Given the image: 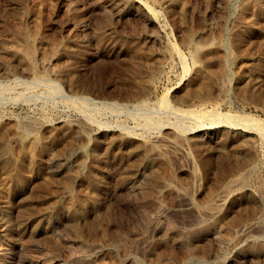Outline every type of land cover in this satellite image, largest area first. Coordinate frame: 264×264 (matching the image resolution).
I'll return each instance as SVG.
<instances>
[{
    "label": "rangeland",
    "instance_id": "rangeland-1",
    "mask_svg": "<svg viewBox=\"0 0 264 264\" xmlns=\"http://www.w3.org/2000/svg\"><path fill=\"white\" fill-rule=\"evenodd\" d=\"M262 124L264 0H0V264H264Z\"/></svg>",
    "mask_w": 264,
    "mask_h": 264
},
{
    "label": "bare ground",
    "instance_id": "bare-ground-1",
    "mask_svg": "<svg viewBox=\"0 0 264 264\" xmlns=\"http://www.w3.org/2000/svg\"><path fill=\"white\" fill-rule=\"evenodd\" d=\"M225 6V5H224ZM112 7H113V5H112ZM115 13V12H114ZM101 19V18H100ZM99 21V20H98ZM100 22V21H99ZM102 22H103V20H102ZM99 25V24H98ZM108 26V25H107ZM211 37V36H210ZM205 38H207V37H205ZM221 40V39H220ZM222 41V40H221ZM192 42H194V41H192L191 39L189 40V46L190 45H192V46H190L191 48H192V55H194V57H195V55H196V53H197V49H198V45L196 46V44L195 43H192ZM204 42V44L202 45V49L203 50H207L208 49V46H209V44H208V42H205V41H203ZM197 43V42H196ZM213 43V42H212ZM211 43V44H212ZM222 43V42H221ZM224 43V42H223ZM225 44V43H224ZM223 46H225V45H223ZM187 47H188V45H187ZM189 48V47H188ZM17 50H19V49H17ZM83 50V49H82ZM240 50V49H239ZM22 51V50H21ZM32 51V50H31ZM19 52H20V50H19ZM243 52V51H242ZM245 52V51H244ZM193 57V56H192ZM31 58V57H30ZM20 60V59H19ZM19 62V61H18ZM22 62V61H21ZM18 65V64H17ZM11 67V66H10ZM23 68V67H22ZM24 69H26V68H24ZM29 71V70H28ZM27 73V72H26ZM43 78V77H42ZM46 78V77H45ZM249 79V78H248ZM219 81V80H218ZM68 82V81H67ZM200 82V81H199ZM71 83V82H70ZM137 83V82H136ZM220 83V82H219ZM246 83V82H245ZM198 84V83H197ZM221 84V83H220ZM27 87V86H26ZM135 91V90H134ZM131 92V91H130ZM201 92V91H200ZM133 93V92H132ZM202 93V92H201ZM204 94V93H203ZM250 94H251V92H250ZM162 101H163V99H161ZM143 101V100H142ZM166 101V100H165ZM167 103V102H166ZM164 104V103H163ZM141 106H143V105H141ZM139 107H140V104H139ZM186 111V110H185ZM202 112V111H201ZM182 113V112H181ZM188 113V112H187ZM190 113V112H189ZM203 114V113H202ZM201 114V115H202ZM206 114V113H205ZM204 114V115H205ZM189 114H187L186 116H188ZM203 115V116H204ZM209 115V114H208ZM206 116V115H205ZM206 117H208V116H206ZM25 120V119H24ZM84 120V119H83ZM245 120V119H244ZM70 121V120H69ZM68 121V122H69ZM78 121V120H77ZM77 121H75V122H77ZM250 121V120H249ZM16 122H17V120H16ZM26 122H27V120H26ZM30 122V121H29ZM35 122V121H34ZM37 122V121H36ZM74 122V123H75ZM242 122V121H241ZM24 124H25V122H23ZM240 123V122H239ZM262 123V122H261ZM16 124V123H15ZM80 124V123H79ZM257 124H258V122H257ZM29 125V124H28ZM36 125V124H35ZM32 126V125H31ZM262 127H264V124H262L261 125ZM2 127V126H1ZM17 127V126H16ZM35 127V126H34ZM153 127V126H152ZM31 128H33V127H31ZM30 127H28V126H26V125H19L18 127H17V133L15 134L14 132H12V133H14V134H12L13 136H12V140H14V142L18 145V148H17V152H16V155H17V162H19L20 163V165H23L24 163H32V162H34V161H36L37 159H38V157H40L41 155H43L42 153V151H45V149H46V144H45V142L44 141H42V140H40L39 138H36L33 134H32V129H31ZM37 128V127H36ZM156 128V127H155ZM13 129V128H12ZM11 129V130H12ZM83 129H84V127H83ZM7 130V129H6ZM262 130H263V128H262ZM9 131H10V129H9ZM13 131V130H12ZM77 133V132H76ZM80 133H81V130H80ZM48 136V135H47ZM11 136H9V138H10ZM150 140V139H149ZM248 140V139H247ZM2 141H4V139L3 140H1L0 141V157L2 158V157H6V155H8V153L10 152L9 151V149L11 148H9L8 146L9 145H7V142L5 141V142H2ZM197 141H198V139H197ZM13 142V141H12ZM150 145L149 146H147L146 147V151H148V150H150V149H152L153 147V143H149ZM152 145V146H151ZM233 146V145H232ZM105 147V146H104ZM248 147V146H247ZM131 148V147H130ZM136 148V147H135ZM249 148V147H248ZM251 148V147H250ZM148 149V150H147ZM12 150V149H11ZM85 150H86V147L82 144V145H77V146H74V147H70L69 149H67L66 151H65V155H67V156H69V157H82V155H83V153L85 152ZM222 150V149H221ZM47 151V150H46ZM45 151V153H47ZM56 151V150H55ZM93 151V150H92ZM227 151V150H226ZM13 152V151H12ZM63 153H64V151H63ZM102 153V152H101ZM153 153H155V152H153ZM15 154V153H14ZM49 154V153H48ZM91 154V153H90ZM46 155V154H45ZM141 155V154H140ZM160 155V154H159ZM15 156V155H14ZM54 156V155H53ZM53 156H51V155H49V156H46L47 157V161H45L44 163H43V165H44V167L46 168V169H50L51 167H53L54 166V163H57V161L60 159V157H61V154H57V155H55L54 157ZM238 156V155H237ZM9 157V156H8ZM7 157V158H8ZM156 157V156H155ZM160 157H161V155H160ZM237 158V157H236ZM235 158V159H236ZM241 158V157H240ZM245 158V157H244ZM230 159V158H229ZM249 159H251V158H249ZM248 159V160H249ZM246 162H247V160H246ZM252 162H254V161H252ZM76 163V162H75ZM249 163V162H248ZM247 163V164H248ZM240 164V163H239ZM13 165V164H12ZM241 165V164H240ZM244 165V164H243ZM83 166V165H82ZM125 166V165H124ZM233 166V165H232ZM254 166V165H253ZM224 167V166H223ZM244 167V166H243ZM252 167V166H251ZM233 168V167H232ZM242 168V167H241ZM256 168V167H255ZM11 169V168H10ZM234 169V168H233ZM236 169V168H235ZM249 169V168H248ZM79 170V169H78ZM245 170H247V169H245ZM1 171V170H0ZM150 171V170H149ZM236 171H237V169H236ZM146 173V172H145ZM144 173V174H145ZM248 173V172H247ZM247 173H245V174H247ZM242 174H243V172H242ZM160 175V174H159ZM246 176V175H245ZM152 177V176H151ZM163 178V177H162ZM237 178V177H236ZM240 179L239 180H237V182H239V181H241L242 183L245 181V178L247 179V176L246 177H239ZM167 179V178H166ZM162 180V179H161ZM62 181V180H61ZM151 181V180H150ZM247 181V180H246ZM136 182H138V181H136ZM158 182V181H157ZM235 182V181H234ZM233 182V183H234ZM236 182V183H237ZM65 183V182H64ZM154 183V182H153ZM227 183V182H226ZM232 183V184H233ZM156 184V183H155ZM64 185V184H63ZM131 185V184H130ZM156 185H158V184H156ZM168 185V184H167ZM223 185H224V183H223ZM226 185V184H225ZM157 187V186H156ZM158 188V187H157ZM223 188V187H222ZM234 188V187H233ZM161 189V188H160ZM226 190V189H225ZM224 191V190H223ZM231 191V190H230ZM147 193V192H146ZM151 194V193H150ZM151 197H152V195H150ZM210 196V195H209ZM147 198V197H146ZM161 198V197H160ZM212 198V197H211ZM210 198V199H211ZM158 200V199H157ZM187 206L189 207V209L191 208H193V205H192V203H188L187 204ZM253 209V208H252ZM201 211V210H200ZM161 213V212H160ZM184 213H185V211H184ZM194 213H195V216H196V218L198 219V222H202V220L200 221V218H201V214H202V212L200 213L198 210H196V209H194ZM205 213V214H204ZM215 212L213 211V209L212 210H209V211H206V212H203V214L202 215H205V219L203 220V222H206V224H207V228H210V227H213V228H216L217 226H216V221H215V219H214V217H213V214H214ZM24 214V213H23ZM158 215V214H157ZM10 216V215H9ZM149 216V215H148ZM18 217V216H17ZM114 217V216H113ZM150 218H152V217H150ZM149 218V219H150ZM3 219V218H2ZM162 219V218H161ZM17 220V219H16ZM107 220V219H106ZM148 220V219H147ZM149 221V220H148ZM196 221V220H195ZM236 221V220H235ZM240 221H241V219H240ZM250 221V220H249ZM229 222V221H228ZM234 222V221H233ZM236 222H238V221H236ZM73 223V222H72ZM76 223V222H75ZM239 223V222H238ZM241 223V222H240ZM97 224V223H96ZM255 224V223H254ZM69 225V224H68ZM71 225V224H70ZM226 225V224H225ZM230 225V224H229ZM228 225V226H229ZM237 224H235L234 226H236ZM247 225V224H246ZM253 225V224H252ZM88 226V225H87ZM171 226V225H170ZM70 227V226H69ZM81 227V226H80ZM151 227V226H150ZM238 227V226H237ZM251 227V226H250ZM16 228V227H15ZM207 228H205L204 230H202V231H205ZM230 227H228V228H225V229H220V228H216L217 229V232L218 233H222V235L224 234L225 235V237H226V239H227V242L228 241H230V239H231V237H229L231 234H233V233H231L230 234V229H229ZM246 228V226L244 225V226H242L241 227V229H242V231L244 230ZM12 229H14V228H12ZM88 229V228H87ZM261 229V228H260ZM93 230V229H92ZM240 230V228L238 229V231ZM74 231V230H73ZM76 232H78L77 230H75ZM85 231V230H84ZM83 231V232H84ZM232 231V230H231ZM0 232L1 233H3L5 236H9V237H11V230H10V225L6 222V221H1L0 222ZM71 232V231H70ZM244 233H247L246 231L244 232ZM243 233V234H244ZM84 234V233H83ZM51 235H53V234H51ZM28 237V236H27ZM30 239V238H29ZM73 239H75V238H73ZM87 239V238H86ZM85 239V240H86ZM242 239V238H241ZM14 240V239H13ZM40 240V239H39ZM79 240H80V238H79ZM19 241V240H18ZM49 241V240H48ZM51 241V240H50ZM90 241V240H89ZM92 241H93V239H92ZM54 242V241H53ZM91 242V241H90ZM24 243V242H23ZM28 244H29V242H27ZM33 243V242H32ZM46 243V242H45ZM48 244V243H47ZM55 244V243H54ZM57 245H58V243H56ZM257 244V243H256ZM44 245V244H43ZM45 246V245H44ZM193 246V245H192ZM198 246H200V245H198ZM205 246V245H204ZM78 247H81V245L80 246H78ZM86 247V246H85ZM259 247H261V246H259ZM186 248V247H185ZM90 249V248H89ZM190 249V248H189ZM191 249H194L193 247L191 248ZM202 249V248H201ZM101 250V249H100ZM82 251H84V250H82ZM87 251H89V250H87ZM199 251H201V250H199ZM191 252V251H190ZM192 252H194V251H192ZM218 253V252H217ZM193 255V254H192ZM129 256V255H128ZM216 256V255H215ZM125 260H126V258H125ZM128 260V259H127ZM132 260V259H131ZM125 263V262H124ZM130 263V262H129ZM136 263V262H135ZM159 264V263H158Z\"/></svg>",
    "mask_w": 264,
    "mask_h": 264
}]
</instances>
